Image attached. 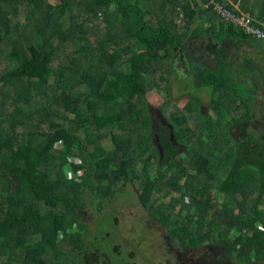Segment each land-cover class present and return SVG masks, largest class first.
<instances>
[{"label": "trees", "instance_id": "trees-1", "mask_svg": "<svg viewBox=\"0 0 264 264\" xmlns=\"http://www.w3.org/2000/svg\"><path fill=\"white\" fill-rule=\"evenodd\" d=\"M209 1L0 0V264L101 258L78 209L123 183L177 242L247 263L264 253L263 188L255 199L244 191L264 182V158L244 137L251 110L228 92L225 66L193 75L207 106L194 93L177 107L167 91L155 116L146 98L171 88L183 37L206 31L198 19L218 18Z\"/></svg>", "mask_w": 264, "mask_h": 264}, {"label": "rangeland", "instance_id": "rangeland-1", "mask_svg": "<svg viewBox=\"0 0 264 264\" xmlns=\"http://www.w3.org/2000/svg\"><path fill=\"white\" fill-rule=\"evenodd\" d=\"M51 1L54 2L55 0ZM99 25L100 21L98 18L92 20L87 31L91 38L97 33L96 26ZM195 38L196 36L193 39L191 38L187 44L191 52L186 56L187 59L181 60L180 57L175 59V68L172 70L170 76L171 88L165 89V85H163L160 90L154 87L147 91L146 98L154 107L155 116H159L157 109L164 103L167 91L178 98L176 102L177 107L186 105L188 101L192 102L193 98L190 96L194 93L200 96L205 106L208 105V89H198L193 84L196 79L193 75H195V71L198 72L200 69L206 70L203 65L212 69L213 66L208 59L211 53H207L209 50L208 46L206 52L201 54V57H203V61H201L199 59L200 54L197 52L198 45ZM186 47L184 48L185 50ZM205 53L207 59H205ZM194 54L198 58L196 60L197 63L190 61L191 56ZM162 64L160 73L166 75L164 69L169 65L168 59L164 60ZM228 68L229 64H227L226 69L228 70ZM228 72L230 73V81L227 84L228 92L233 94L236 77H234L233 69L228 70ZM241 94L244 98L245 94L242 91ZM169 103V107L172 109L175 104L171 103V101ZM210 112L213 116L215 115L213 111ZM103 144L106 147H110V143L107 140ZM70 170V166H67L66 173L69 174ZM211 193L212 198H217L218 193L215 190ZM168 199L169 197L165 200ZM98 204H101V207ZM80 214L82 219L89 225L90 230H92L89 237H97L99 251L105 253L99 258V264H158V260L166 258L167 252L163 248L166 243V237L161 228L163 226H158L151 218L148 219V214L138 199V192L131 186V183H123L122 188L116 190L113 199H102L92 204H85L82 206ZM93 227H95V231H93ZM128 228L132 231H126ZM157 230L162 233H159ZM132 254L135 257H132ZM230 260L232 261V259ZM236 260L239 259L234 258V261ZM231 261H228V264H231ZM203 264L206 263L203 261Z\"/></svg>", "mask_w": 264, "mask_h": 264}, {"label": "crops", "instance_id": "crops-1", "mask_svg": "<svg viewBox=\"0 0 264 264\" xmlns=\"http://www.w3.org/2000/svg\"><path fill=\"white\" fill-rule=\"evenodd\" d=\"M224 2L230 8L249 14L264 25V0H225ZM198 23H201L202 29H206V31L195 35L187 33L182 42L185 47L187 46L188 53H191L187 44L191 38L193 39L196 36L198 54L206 52L209 46L207 53H211L208 59L213 66L212 69L218 70L221 65L225 66L224 69H226L227 64H229V71L233 69L234 77H236L234 82L235 91L240 93L242 91L245 94L244 103L245 105L249 104L251 110V117L248 121L249 126L244 130V137L246 139L251 137L254 140V143L259 147V155L264 158V42L247 35H237L228 30L225 31L218 18H215L212 23L210 18L203 15L198 19ZM179 49L180 47L177 50ZM202 58H200L201 61H203ZM205 59H207L206 53ZM191 60H198L196 54L191 56ZM228 70L223 71L225 73L222 75L226 76L227 73V76H230ZM230 130L233 139H240L235 126H230ZM249 177L245 176V178ZM257 188H263L261 200L257 204L258 210L262 213L261 221L257 225L260 230H263L264 182L258 184L255 179L251 178L244 183V191L249 194L250 190L253 199L256 197ZM219 196L221 195L218 193L217 197ZM244 231L247 233L246 228ZM262 250H264V244ZM230 259H232L233 264H264V253H261L258 257L253 255L252 263L242 262L241 260L234 261V258Z\"/></svg>", "mask_w": 264, "mask_h": 264}, {"label": "flooded vegetation", "instance_id": "flooded-vegetation-1", "mask_svg": "<svg viewBox=\"0 0 264 264\" xmlns=\"http://www.w3.org/2000/svg\"><path fill=\"white\" fill-rule=\"evenodd\" d=\"M180 49L176 51V56L180 55ZM183 53V52H182ZM190 53H184L181 55H188ZM201 58V54L199 55V59ZM190 61H193L190 59ZM196 62V61H193ZM197 63V62H196ZM205 68H208V66L203 65ZM175 212V211H174ZM78 213H81V208L78 209ZM148 214V213H147ZM151 217L148 215V219ZM152 219V218H151ZM153 220V219H152ZM155 221V220H154ZM158 226H163L161 223L155 221ZM86 231H92L89 228V225L87 227ZM93 227V231H95ZM164 231V236L166 237V243L163 246L166 253V258L160 259L157 261L158 264H203V261L206 264H228V261H231L228 257H225L222 253L221 249L218 247H215L214 245H207L204 249H202L199 246H187L186 244H182L180 242H177L174 240L165 226L161 227ZM159 230V229H158ZM157 230V231H158ZM122 231V230H118ZM126 231H132L129 228L126 229ZM159 233H162L161 231H158ZM90 234V233H89ZM97 239V237H96ZM98 242V241H97ZM98 245V243H97ZM99 251V247H98ZM101 254H105L104 252L99 251ZM133 253V252H131ZM132 257H135L134 254H132ZM92 260V261H91ZM86 262L87 264H99V259H94L93 257H88ZM134 263V262H133ZM136 264V263H134ZM231 264L233 262L231 261Z\"/></svg>", "mask_w": 264, "mask_h": 264}, {"label": "built area", "instance_id": "built-area-1", "mask_svg": "<svg viewBox=\"0 0 264 264\" xmlns=\"http://www.w3.org/2000/svg\"><path fill=\"white\" fill-rule=\"evenodd\" d=\"M208 4L219 20L240 29L247 36L264 42V25L249 14L234 10L219 0H210L209 3H206V5Z\"/></svg>", "mask_w": 264, "mask_h": 264}]
</instances>
